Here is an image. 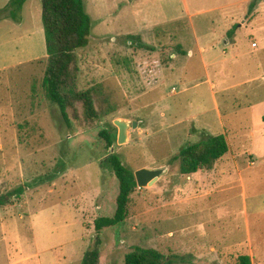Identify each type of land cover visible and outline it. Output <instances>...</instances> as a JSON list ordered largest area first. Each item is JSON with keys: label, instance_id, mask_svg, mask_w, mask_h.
I'll return each mask as SVG.
<instances>
[{"label": "rangeland", "instance_id": "374dc122", "mask_svg": "<svg viewBox=\"0 0 264 264\" xmlns=\"http://www.w3.org/2000/svg\"><path fill=\"white\" fill-rule=\"evenodd\" d=\"M8 3L0 0V10ZM186 3L192 12L201 11L193 16L192 32L182 0H85L93 28L72 69L76 91L96 90L97 117L87 118L75 101L67 111L69 125L42 89L47 61L42 0L25 2L20 23L0 20V196L24 187L20 200L0 208V264H82L97 239L98 264H125L134 247L155 249L171 259L182 243L216 242L211 231H247L248 221L250 231L264 233V139L262 130L252 129L256 111L264 112V47L247 53L250 40L256 42L251 36L264 38V33L250 32L260 26L264 31V8L257 2L232 28L243 55L226 65L233 77L226 82L224 105L219 102L220 121L205 83L206 74L213 72L197 56L185 71L178 69L192 41L188 36L194 31L209 41V30L226 13L220 7L227 5L225 0ZM132 37L150 50L139 48ZM116 121L128 125L120 145ZM103 130L116 139L111 149L100 136ZM203 132L223 134L230 149L219 161L216 186L207 189L197 176L190 180L179 175L177 164H169ZM245 151H253L255 161ZM111 153L134 173L165 172L152 187L135 189L123 224L96 233L95 220L115 211L118 184L101 165ZM254 162L256 167L244 170ZM171 193L183 202L156 209V201L168 200ZM203 221L208 222L202 230L187 231H208L210 236L176 235ZM189 254L196 258L200 253ZM215 256L207 263L221 264ZM225 264H237V257L228 255Z\"/></svg>", "mask_w": 264, "mask_h": 264}, {"label": "trees", "instance_id": "16d2710c", "mask_svg": "<svg viewBox=\"0 0 264 264\" xmlns=\"http://www.w3.org/2000/svg\"><path fill=\"white\" fill-rule=\"evenodd\" d=\"M27 0H9L7 7L0 10V20L8 18L15 23L21 22V11ZM257 3L252 0L249 11ZM42 20L46 37V68L42 80V89L47 101L58 107L64 122L69 125L68 109L72 102H80L84 115L89 119L97 117L94 108L92 94L95 89L76 91V77L73 66L76 60V52L84 49L89 44V37L93 28V21L86 12L85 0H42ZM231 34V33H229ZM139 48H147L139 39L132 37ZM150 50V49H149ZM264 122V117H263ZM100 136L106 142V148L111 149L115 143V137L107 131H101ZM229 153L226 137L201 135L198 142L182 147L170 161V165L177 164L178 173L183 177L192 176L200 171H210L216 162ZM102 167L112 172L118 184V194L115 199V211L112 216L99 217L94 222V230L100 233L104 229L117 227L123 224L127 218L130 196L137 188L134 171L113 153L101 161ZM24 194V187L18 186L6 195L0 196V208L11 204L14 200H20ZM99 245L97 239L94 247L84 254L82 264H98ZM190 257L179 258L181 261ZM172 257L166 259L155 249L134 247L124 258L125 264H172ZM191 259V258H190ZM237 264H252L249 256H239Z\"/></svg>", "mask_w": 264, "mask_h": 264}, {"label": "crops", "instance_id": "0c3cea01", "mask_svg": "<svg viewBox=\"0 0 264 264\" xmlns=\"http://www.w3.org/2000/svg\"><path fill=\"white\" fill-rule=\"evenodd\" d=\"M182 1L185 5V12L187 14L186 16L185 15L184 16L188 20V25H186V27L188 26L187 28H189L192 32V29L194 27V24L192 22L193 16L198 15V14L200 15L201 11L195 10L192 12L190 8H188L186 0H182ZM249 2H252V0H225V3L227 6H225L224 4V6L220 7V10L226 11V13L223 14L220 24L216 28H211L209 30L212 35L210 36L211 37L210 40L203 42L202 38H199L198 35H196V33H194L193 31L192 35L188 36V40H187L189 42V37H190L192 38V41L189 42V45L187 46V48H185V53L183 54V57H182L186 62L183 61L182 64L179 63L180 66L178 70L185 71L186 65L191 61L192 58L197 56L199 60L202 62L203 67L206 70L210 69L213 72V74H211L210 72L206 74L205 83L208 84L209 89L211 90L212 104H213L212 111L217 112L216 116L220 121H223V119H221V114L219 112V102H221L224 105L225 101H224L223 95H225L228 89L225 87L227 85L226 82H227L228 77L230 76L231 78L233 77V74H227L229 70L226 68V65L229 66L230 64H232L233 61L237 59V56L243 55L238 45V42H237L236 32L235 31L232 32V28L239 27V22L242 20L241 18L246 16L248 12L253 11L255 6L252 8L251 11H248L247 7H245V5H247ZM257 2L259 3L258 4L259 7L261 6L264 8V0H257ZM215 9H219V8H215ZM230 9L231 11H229ZM251 18L254 19L252 21L254 22L257 21L255 20V18H257V13H253ZM254 22L252 26L254 25ZM260 27H256V29L250 32L251 33L253 32L256 35H261V34L263 35L264 33L263 28L260 29ZM227 35L230 37H228ZM251 39H254L256 41L255 42L256 47L252 48L251 46L252 41L250 40V46L249 48L247 47L248 54H253V52H258L257 50L259 47L260 48L264 47V38L256 40L255 38L251 36ZM217 67H219L218 70L216 69ZM171 77L173 78L175 76H171ZM262 78H264V74ZM178 81L180 82L179 79ZM232 87H236V86H232ZM175 93L176 91L174 90V92L171 94L174 95ZM163 100L164 98L161 99V101ZM239 106H240L239 103H237L236 107H239ZM204 112H208V111H204ZM263 115H264L263 111H256V119H255V123L252 129L262 130L264 132V122H263L264 116ZM263 132L260 134L258 133L259 135H261L260 137L262 139H264ZM258 134H255V135H258ZM201 135H210V134L207 132H203ZM250 152H253V151H250ZM250 152L245 151V153H247L251 157V159L254 160L253 156L250 155L251 154ZM229 153H230V149H229ZM261 155L264 156V151L263 152L260 151V156ZM219 161L216 162V164L214 165L215 168L214 170L212 169L213 171L211 170L212 172L203 173L200 171L192 175L189 179L191 180L194 176H197L198 181H204L205 183L204 185L206 186V187L204 186V189H207L208 187L209 188L215 187L216 182H218L217 178L221 175L220 171L222 170ZM218 167L220 169L217 172ZM245 167L246 168L244 170L250 171L252 170V167H256V163L254 162L252 166L248 164ZM211 182L213 183L212 184L213 186L211 185ZM174 194H178V193H174ZM174 197L171 193L170 198L168 200H163V199L157 200L156 209L163 210L167 207H172L173 205H177L179 202H183V201H180L178 197L176 199V195H174ZM246 218H248L247 214H246ZM207 222L208 221L206 222L203 221L191 227L184 228L181 231H177L178 233L176 235L185 236V235H188V233H190L191 236H194V235L200 236V238H203L202 236H210L208 231H187L193 228L194 230H198V229L202 230L207 224ZM216 232L218 235H216ZM211 234L213 235L212 236L213 239L217 238L216 239L217 241L211 244H208V246H203L201 244L192 243L193 245L187 247V244L182 243V245L179 246V250H178L179 253L172 256V257H178V259H174V262L172 264H195L194 263L195 261L200 262V264H210L207 262H211L209 260H212L211 259L212 255H217L215 257L218 263L225 264V261L228 255L230 254H234L237 258L239 256H249L252 264H255V263L264 264V233L263 231H250L248 221H247V231H228V232L227 231H211ZM172 236L173 235H171V237ZM192 240L189 239L190 242H192ZM193 250L200 253L196 257L197 259L193 255L189 254V252L190 251L192 252ZM182 257H185V258L190 257L191 259L188 258V260H185V261L179 260V258H182Z\"/></svg>", "mask_w": 264, "mask_h": 264}, {"label": "water", "instance_id": "95a60500", "mask_svg": "<svg viewBox=\"0 0 264 264\" xmlns=\"http://www.w3.org/2000/svg\"><path fill=\"white\" fill-rule=\"evenodd\" d=\"M115 126L118 128V145L124 143L127 138L128 125L123 121H116ZM135 127V124H133ZM164 169H142L134 173L135 182L137 188L142 189L146 187H152L159 180V178L164 174Z\"/></svg>", "mask_w": 264, "mask_h": 264}, {"label": "built area", "instance_id": "2783aa9c", "mask_svg": "<svg viewBox=\"0 0 264 264\" xmlns=\"http://www.w3.org/2000/svg\"><path fill=\"white\" fill-rule=\"evenodd\" d=\"M251 46H252V48H255L256 47V44L255 43H252Z\"/></svg>", "mask_w": 264, "mask_h": 264}]
</instances>
